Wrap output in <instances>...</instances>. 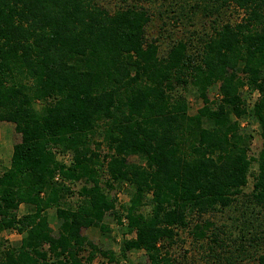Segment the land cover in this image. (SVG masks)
Returning <instances> with one entry per match:
<instances>
[{
	"label": "trees",
	"instance_id": "obj_1",
	"mask_svg": "<svg viewBox=\"0 0 264 264\" xmlns=\"http://www.w3.org/2000/svg\"><path fill=\"white\" fill-rule=\"evenodd\" d=\"M101 1L0 0V122L21 136L0 172V248L1 233L25 234L0 250V264H93L97 255L122 264L132 251L175 264L167 249L179 230L215 236L214 223L197 220L239 199L253 163L252 208L264 210V0H214L244 17L214 28L196 57L187 41L161 56L146 37L147 9L111 13ZM188 86L203 103L195 114L179 92ZM245 91L259 93L251 108ZM247 118L260 128L258 157L248 154ZM120 186L130 200L118 207L109 194ZM108 214L134 234L120 257L83 234L109 231Z\"/></svg>",
	"mask_w": 264,
	"mask_h": 264
},
{
	"label": "rangeland",
	"instance_id": "obj_2",
	"mask_svg": "<svg viewBox=\"0 0 264 264\" xmlns=\"http://www.w3.org/2000/svg\"><path fill=\"white\" fill-rule=\"evenodd\" d=\"M100 3L111 13L128 6L147 9L151 20L146 27V37L149 41H157L161 56H166L179 41H187L188 53L196 57L202 48V40L213 34L214 28H219L226 23L239 24L244 17V12L236 9L235 6L219 7L214 0H102ZM179 92L187 98L191 114H195L203 105L202 100L197 97V92L190 86L185 90L179 89ZM219 94L218 85L210 91L211 99L217 98ZM258 98V92L254 94L244 92V100L249 108ZM37 107L39 108L40 105L38 104ZM240 123L244 133L252 138L249 156L258 157L263 146L259 125L250 118L241 120ZM20 142L21 136L15 131V125L0 122L1 173L11 167L14 146ZM106 151L107 149L104 152ZM58 158L65 164H70V155H58ZM257 166L253 163L248 185L234 204L224 210L204 215L202 219L197 220L202 224L206 221L214 223L215 236H210L209 233L208 238L197 241L188 230H179L176 244L167 249L175 259V264H257V258L264 252V242H253L255 234L262 235L264 231V210L260 211L259 208L254 210L250 197L255 183L253 175L257 171ZM84 184L80 182L72 185V188L77 193ZM109 195L117 197L118 207L128 204L130 200L129 188L126 186L117 187ZM77 199L76 194L68 200L74 203ZM27 213L26 207L21 206L19 215L23 216ZM55 214L56 209L48 211L53 227H56L57 223ZM124 223L126 224V220ZM249 223H253V226ZM104 225L109 228V231L93 227L83 230V234L102 250H111L120 257L123 241L134 237V234L127 231L126 225H118L110 214L105 217ZM24 236L25 234H19L17 231L1 233L3 246L0 250L17 246ZM213 239H216L215 242ZM83 255L88 256L87 252ZM126 257V261H121L122 264L148 263V257L143 251L128 252ZM93 264L111 263L107 258L97 255Z\"/></svg>",
	"mask_w": 264,
	"mask_h": 264
}]
</instances>
